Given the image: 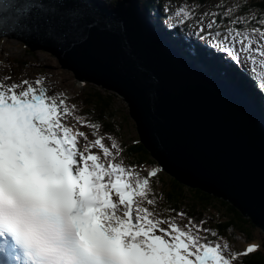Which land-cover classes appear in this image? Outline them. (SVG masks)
I'll return each instance as SVG.
<instances>
[{
  "label": "snow or ice",
  "instance_id": "6c2138e0",
  "mask_svg": "<svg viewBox=\"0 0 264 264\" xmlns=\"http://www.w3.org/2000/svg\"><path fill=\"white\" fill-rule=\"evenodd\" d=\"M8 7L17 28L33 18L25 5ZM154 7L165 26L223 53L264 93V9L251 0H218L204 11L197 0H156ZM114 17L95 9L86 27L118 35L126 26ZM43 83L0 82V264H234L257 251L250 243L232 252L206 220L180 224L183 211L165 217L150 182L161 170L142 175L118 160L117 139L76 115L65 95L49 96ZM70 116L95 139L65 123Z\"/></svg>",
  "mask_w": 264,
  "mask_h": 264
},
{
  "label": "water",
  "instance_id": "95a60500",
  "mask_svg": "<svg viewBox=\"0 0 264 264\" xmlns=\"http://www.w3.org/2000/svg\"><path fill=\"white\" fill-rule=\"evenodd\" d=\"M10 4L33 10L27 26H14ZM95 9L115 13L124 31L87 29ZM10 43L23 44L14 54L21 61L56 58L60 72L74 73L76 93L101 88L121 97L166 176L228 202L264 234V123L256 101L187 62L151 28L139 0L111 9L94 0H0V45Z\"/></svg>",
  "mask_w": 264,
  "mask_h": 264
},
{
  "label": "trees",
  "instance_id": "16d2710c",
  "mask_svg": "<svg viewBox=\"0 0 264 264\" xmlns=\"http://www.w3.org/2000/svg\"><path fill=\"white\" fill-rule=\"evenodd\" d=\"M103 1L110 7L115 6L117 2V0ZM155 2L156 0H140L143 11L147 16L151 15V13L154 15L157 22L156 26L158 27L162 25L163 22L161 20L162 14H160L158 9L154 7ZM174 2L180 3L182 0H174ZM197 2L205 5V7L200 9V11H204L205 9H211V7L218 2V0H197ZM229 2H231V0H229ZM251 2L254 6L264 9V0H251ZM169 39L178 46L179 50L188 61L202 68L208 75L216 79L238 83L249 97L256 100L260 105H264V101L258 97L257 93H255L248 76H245V79L241 81L230 74L226 67H220V63L218 61L219 59H222L225 64V60L222 58V53L220 54L216 52L215 49L213 52L210 50V47L201 43V40H198L197 38L193 39L188 36L186 32H181L177 29H175V32L172 33ZM193 50L195 54H191ZM206 55H208V57ZM15 63L17 64L20 62L16 61ZM116 99L117 96L111 92L103 90L94 91L88 100L82 103L83 108L80 115L88 117L92 123H100V134L105 136L111 134L117 139L118 143H123L124 136L121 134L122 128L117 124V121L119 123V118L116 116ZM128 120L129 119L127 118V121ZM134 141L136 142H133V144L128 147L127 154L130 161L151 170L156 165L152 160L150 153L139 141V139ZM166 179L167 182H162L161 185H159V183H155L154 181H152L151 185L154 192L157 193L158 191H161V193L157 194L164 197V201L167 206L170 208L186 210V212L192 217L203 216L208 212H217L216 209L219 208L221 210V213H218V220L220 222H216L214 227H216L223 235H228V233L232 231H239V235L244 236L247 241H251V234L255 231L256 227L253 226L249 220H246L241 213L228 202L223 203L221 200L200 190H194L182 186L177 180L171 177H167ZM210 216L211 219H214L213 215ZM236 244H240V242L237 241ZM239 264H264V244H262V246L259 247V250L255 253L244 257Z\"/></svg>",
  "mask_w": 264,
  "mask_h": 264
},
{
  "label": "rangeland",
  "instance_id": "374dc122",
  "mask_svg": "<svg viewBox=\"0 0 264 264\" xmlns=\"http://www.w3.org/2000/svg\"><path fill=\"white\" fill-rule=\"evenodd\" d=\"M212 6V5H211ZM206 10V9H205ZM23 49V44L19 43H10V45L5 49V46L0 45V74L5 77H11L10 80L14 81H21L22 79H30L33 83L37 78L43 79V86L48 89L49 95H55L59 99V97L63 94L67 98L68 105L71 104V102H74L76 104L82 105V103L86 102L90 95L94 91H102L101 88L92 89V88H84V83H82L81 89L78 93H76V88L73 87L75 75L73 72L68 70H60L58 69V62L56 58H52L51 55H45L41 57L39 60H37L35 63L32 61H21L17 56L14 54L16 52H19ZM16 61L20 63H15ZM35 86V85H34ZM115 94V93H113ZM116 99V108L117 113L116 116L119 118V124L117 121V124L121 126V134L124 136L123 140L124 143L127 145L133 144L134 140L139 139L138 132L136 129V125L134 121L129 116V109L125 101L119 97L117 94ZM83 107V106H82ZM127 118L129 119L127 121ZM120 132V131H119ZM123 152L128 156V150L124 147ZM119 160V159H118ZM153 160V159H152ZM155 165V168L160 169L162 172V168L158 166V163L153 160ZM125 165H134L132 161H128ZM141 174L147 175L148 170L141 169ZM168 176L165 175L163 172L160 174V177H158L155 180V183H159V185L162 184V182H167ZM156 187V186H155ZM157 193H161V191H158ZM164 199V197L162 198ZM157 208V206H156ZM160 208L158 207L157 210ZM166 209V207L164 208ZM171 209V208H170ZM175 209V208H173ZM217 212H208L206 213L204 218L203 216H196L192 217L188 213H186V217H177L183 224H187L188 220L187 217L194 218L197 222L200 220H206L204 227L210 228L212 225H216V222L219 223L218 220V213H221V210L219 208L216 209ZM161 212V211H160ZM173 213V212H172ZM170 212V214H172ZM176 214V213H175ZM173 215V214H172ZM214 216V219H211V216ZM174 216V215H173ZM247 220V219H246ZM251 223V221H250ZM252 224V223H251ZM228 239L233 241L234 244H236L237 241L240 242L238 246L236 247L238 249V252H243L244 249L250 244V243H256L257 245L262 246L264 244V234L260 231V229H256L251 234V241H247L244 236L239 235V231H232L228 233ZM259 247L257 250H259ZM233 248V247H232ZM230 250L231 246H230Z\"/></svg>",
  "mask_w": 264,
  "mask_h": 264
},
{
  "label": "bare ground",
  "instance_id": "6f19581e",
  "mask_svg": "<svg viewBox=\"0 0 264 264\" xmlns=\"http://www.w3.org/2000/svg\"><path fill=\"white\" fill-rule=\"evenodd\" d=\"M48 90V89H47ZM48 95H49V91H48ZM234 207V206H233ZM235 208V207H234ZM236 209V208H235ZM238 210V209H237ZM239 211V210H238ZM240 212V211H239ZM248 220V219H247ZM250 221V220H249ZM254 226V225H253Z\"/></svg>",
  "mask_w": 264,
  "mask_h": 264
}]
</instances>
